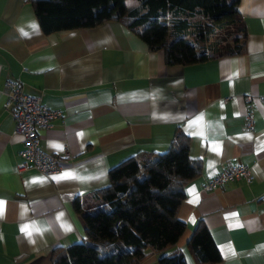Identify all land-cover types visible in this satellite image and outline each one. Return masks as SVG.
I'll list each match as a JSON object with an SVG mask.
<instances>
[{"label": "crops", "instance_id": "0c3cea01", "mask_svg": "<svg viewBox=\"0 0 264 264\" xmlns=\"http://www.w3.org/2000/svg\"><path fill=\"white\" fill-rule=\"evenodd\" d=\"M239 13L243 54L183 66L119 21L44 35L29 0H0V264H52L54 249L85 237L74 198L106 186L124 159L165 152L177 130L203 171L186 188L182 237L140 264L174 251L199 264L188 240L201 220L221 254L215 264H264V0H240ZM6 79L61 112L39 131L45 152L68 153L57 173L16 171L21 139L4 106ZM235 164L254 180L204 189Z\"/></svg>", "mask_w": 264, "mask_h": 264}, {"label": "trees", "instance_id": "16d2710c", "mask_svg": "<svg viewBox=\"0 0 264 264\" xmlns=\"http://www.w3.org/2000/svg\"><path fill=\"white\" fill-rule=\"evenodd\" d=\"M29 0L44 35L119 21L171 65L192 66L245 52L247 30L240 0ZM190 137L177 130L163 153L124 159L108 171V184L72 201L84 239L52 251V264H140L162 253L184 234L179 210L188 184L203 171L190 154ZM197 263L221 261L211 232L201 220L188 240ZM159 264H187L181 251Z\"/></svg>", "mask_w": 264, "mask_h": 264}, {"label": "built area", "instance_id": "2783aa9c", "mask_svg": "<svg viewBox=\"0 0 264 264\" xmlns=\"http://www.w3.org/2000/svg\"><path fill=\"white\" fill-rule=\"evenodd\" d=\"M4 87L6 90L4 106L14 120L13 134L20 136L21 139V150L18 152L20 160L16 165V171L34 170L45 176L57 173L68 153L65 151L57 156L45 152L39 145V131L47 129L51 120L59 119L61 112L45 108L38 96L25 93L18 79H6ZM246 119L248 127L252 128V112L246 113ZM239 180L247 182L254 180L251 169L245 164H235L223 169L211 178L204 189L211 190Z\"/></svg>", "mask_w": 264, "mask_h": 264}, {"label": "rangeland", "instance_id": "374dc122", "mask_svg": "<svg viewBox=\"0 0 264 264\" xmlns=\"http://www.w3.org/2000/svg\"><path fill=\"white\" fill-rule=\"evenodd\" d=\"M125 4H127L128 6H132V5H140V2L138 0H125Z\"/></svg>", "mask_w": 264, "mask_h": 264}]
</instances>
